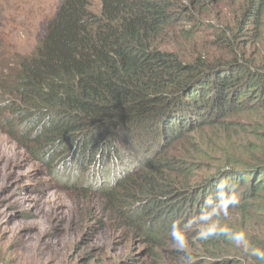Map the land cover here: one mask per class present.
I'll return each instance as SVG.
<instances>
[{
	"label": "trees",
	"instance_id": "trees-1",
	"mask_svg": "<svg viewBox=\"0 0 264 264\" xmlns=\"http://www.w3.org/2000/svg\"><path fill=\"white\" fill-rule=\"evenodd\" d=\"M89 1L64 0L12 81L0 78L4 127L47 165L74 166L78 180L87 171L107 179L99 196L120 215L125 208L148 239L166 235L179 214L242 213L245 227L257 225L258 234L245 232L242 242L236 229L216 243L235 250L246 245L252 264H264V64L245 52L223 61L168 48L171 39L163 34L175 22L173 0H100V13ZM187 1L202 7L207 0ZM246 3L244 18H263V0ZM243 29L236 37L247 35ZM231 31L224 29L221 44L231 42ZM239 114L260 117L255 138L229 134V118ZM220 125L224 162L194 181L197 166L182 158L177 142Z\"/></svg>",
	"mask_w": 264,
	"mask_h": 264
},
{
	"label": "rangeland",
	"instance_id": "rangeland-1",
	"mask_svg": "<svg viewBox=\"0 0 264 264\" xmlns=\"http://www.w3.org/2000/svg\"><path fill=\"white\" fill-rule=\"evenodd\" d=\"M63 1L0 0L2 80L12 81L9 78L19 71L20 59L34 53ZM173 1L175 22L163 34L171 39L168 48L181 53L202 51L223 61L239 51L264 64V15L258 21L244 18L241 10L244 5L246 9V0H207L202 7L187 0ZM89 7L100 13L101 1L90 0ZM240 26L248 29L247 35L238 33L236 37L235 30ZM189 29L195 31L191 37L186 33ZM224 29L233 33L227 35L231 40L227 44L219 42ZM3 99L0 91V101ZM3 113L0 110V264L253 263L246 245L235 250L216 243L221 233L236 229L242 242L258 234L257 225L255 229L245 227L242 213L222 209L188 221L179 214L182 225L170 226L171 230L159 239H148L124 216L125 208L120 209V215L115 212L118 207L113 209L99 196L103 179L96 181L87 173L82 174L83 180L68 183L63 177H71L76 167H67L69 172L63 169L65 166H49L35 157L11 137L12 132L3 125ZM229 119V134L235 140L245 135L255 138L254 129H261L259 116L239 114ZM221 129L220 125L200 133L187 132L177 142L182 158L197 166L192 174L194 181L217 172L220 167L215 164L224 162ZM75 186L89 191L81 193ZM159 225L154 226V234Z\"/></svg>",
	"mask_w": 264,
	"mask_h": 264
},
{
	"label": "clouds",
	"instance_id": "clouds-1",
	"mask_svg": "<svg viewBox=\"0 0 264 264\" xmlns=\"http://www.w3.org/2000/svg\"><path fill=\"white\" fill-rule=\"evenodd\" d=\"M14 140H15V139H14ZM43 162H44V161H43ZM54 167H55V166H54ZM56 167H61V165L56 166ZM63 169L66 170V171H69V172H70V170H71V169H67V168H63ZM73 170H74L73 175H72L71 177H69V175H68V177H69V178H68V183L70 182V180H69L70 178L75 179V181L78 180V179H77V176H78L79 174H78L77 170L75 171L74 168H73ZM87 173L90 174V176H91L92 179H95L96 181L99 180V179H97V174H96V173L91 174V172L87 171V172H83L82 174H87ZM70 174H71V173H70ZM82 174H81L80 176H82ZM64 177H66V176H64ZM63 179H64V178H63ZM83 179H84V178L82 177V180H83ZM101 179H103L102 176H101ZM101 179H100V180H101ZM104 180H105V178L103 179V181H104ZM65 181H66V180H65ZM203 215H205V213H204ZM195 217H196V216L194 215V216L192 217V219H193V220H196V219H194ZM201 217H202V216H201ZM201 217H200V218H201ZM188 218H189V217H187V218H183V219H187V221H188V220H191V219H188ZM200 218H197V219H200ZM187 221H186V222H187ZM179 222H180V221H178L177 223L179 224ZM186 222H185V223H186ZM177 226H179V225H177Z\"/></svg>",
	"mask_w": 264,
	"mask_h": 264
}]
</instances>
